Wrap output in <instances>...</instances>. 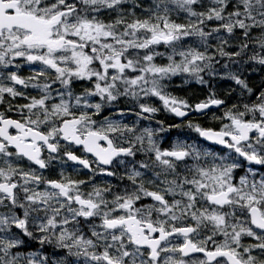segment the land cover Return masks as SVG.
I'll use <instances>...</instances> for the list:
<instances>
[{
  "label": "snow or ice",
  "instance_id": "obj_1",
  "mask_svg": "<svg viewBox=\"0 0 264 264\" xmlns=\"http://www.w3.org/2000/svg\"><path fill=\"white\" fill-rule=\"evenodd\" d=\"M257 69L264 0H0V264H264Z\"/></svg>",
  "mask_w": 264,
  "mask_h": 264
},
{
  "label": "trees",
  "instance_id": "obj_2",
  "mask_svg": "<svg viewBox=\"0 0 264 264\" xmlns=\"http://www.w3.org/2000/svg\"><path fill=\"white\" fill-rule=\"evenodd\" d=\"M258 70V72H260L259 71V69H257ZM262 74V73H261ZM264 75V74H263ZM262 80H264V76H262V77H260ZM254 81H255V83H258L257 82V80H256V78H254ZM182 84V82L179 84V85H181ZM182 87H183V90L186 92V91H188V92H192V93H194V96H192V99L193 100H195L196 98H203V96H200L199 94L201 93L200 91H206V90H202V88L200 87V85H197V84H195L194 82L193 83H190V84H188V85H182ZM232 88H235V86L234 87H232ZM221 89H223V88H221ZM200 90V91H199Z\"/></svg>",
  "mask_w": 264,
  "mask_h": 264
},
{
  "label": "flooded vegetation",
  "instance_id": "obj_3",
  "mask_svg": "<svg viewBox=\"0 0 264 264\" xmlns=\"http://www.w3.org/2000/svg\"><path fill=\"white\" fill-rule=\"evenodd\" d=\"M165 116H166V115L162 114L161 119H164ZM193 118L199 120V122H201V123H205V124H207V123L209 122L208 118H206V117H199V116H197L196 114H193ZM167 122H168V123H173L174 120H173V118H170V119H168ZM170 136H171L172 138H174V129H173L172 132L170 133Z\"/></svg>",
  "mask_w": 264,
  "mask_h": 264
},
{
  "label": "bare ground",
  "instance_id": "obj_4",
  "mask_svg": "<svg viewBox=\"0 0 264 264\" xmlns=\"http://www.w3.org/2000/svg\"><path fill=\"white\" fill-rule=\"evenodd\" d=\"M258 75L261 76L260 73H259ZM258 75H256L255 73H250V75H249V82H250V83H255L254 78H256L257 82H258V83H261V82H262V79H261ZM217 82H218V83H221V82H223V81H217ZM228 88H232V87H230V86H226V87H224L223 89H228ZM179 90H180V88H179Z\"/></svg>",
  "mask_w": 264,
  "mask_h": 264
},
{
  "label": "rangeland",
  "instance_id": "obj_5",
  "mask_svg": "<svg viewBox=\"0 0 264 264\" xmlns=\"http://www.w3.org/2000/svg\"><path fill=\"white\" fill-rule=\"evenodd\" d=\"M255 73V72H254ZM261 74V73H260ZM262 75V74H261ZM178 80H180L179 78H178ZM222 83V82H221ZM187 93H188V95H190V96H193L194 95V93H192V92H188V91H186Z\"/></svg>",
  "mask_w": 264,
  "mask_h": 264
}]
</instances>
